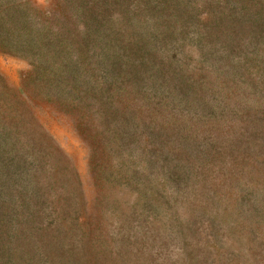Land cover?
<instances>
[{
  "label": "rangeland",
  "instance_id": "rangeland-1",
  "mask_svg": "<svg viewBox=\"0 0 264 264\" xmlns=\"http://www.w3.org/2000/svg\"><path fill=\"white\" fill-rule=\"evenodd\" d=\"M248 2L194 0L152 49L126 45L125 71L80 75L20 44L10 11L62 30L76 10L0 0V239L49 233L43 264H264V29L241 24ZM232 6L242 30L214 29Z\"/></svg>",
  "mask_w": 264,
  "mask_h": 264
},
{
  "label": "trees",
  "instance_id": "trees-1",
  "mask_svg": "<svg viewBox=\"0 0 264 264\" xmlns=\"http://www.w3.org/2000/svg\"><path fill=\"white\" fill-rule=\"evenodd\" d=\"M228 1L243 6L245 5L242 2H246V0ZM248 1L249 9L243 11L251 13V21L247 19L241 24L249 25L253 22L255 27L264 29V0ZM194 5V0H65L66 8L76 10L81 15L82 21H80V26L73 25L62 30L56 24L53 27L43 26L42 23L40 25L37 23V26L33 25L29 18L30 13L23 10L20 12L9 10L12 11L13 16H16L14 18L22 28L17 33V41L21 42L20 44L30 51L29 46H31L43 57L59 58L57 61L62 67L63 64L74 65L76 72L80 74L82 73L79 72L80 68L89 71L91 64L97 68L99 63H102L101 60L112 64L113 71L117 69L125 71V68H128L127 65H130V61L125 59L126 45L135 46L137 50L143 47L147 51L152 49L156 33L179 26L182 23L180 20L190 9H194ZM230 5L232 4H228ZM229 9L233 10L229 11ZM227 11L229 12L224 13L223 10H216L212 15V27L221 30L227 26L231 29L237 28L235 31H241L242 26L236 25L238 14L235 8L228 7ZM108 49L110 52L107 51ZM138 65L145 64L137 63ZM57 68L54 69V77L58 76ZM74 69L73 74L76 75ZM93 81L95 80L88 82L87 89L95 88ZM104 84L110 89L109 79ZM8 140V146L2 143L4 150L1 151L14 154L19 150V140L17 137ZM8 216L6 211L1 215L3 222L0 226L3 227L7 223ZM18 232L19 239L14 244L10 245L0 239V264H18L14 262L15 260L21 264H43L41 256H46L45 253L39 252V255H36L34 252L37 250L34 247L47 246L50 241L47 240L50 237L49 233L46 232L40 238H35V229L31 224H21ZM23 245H25V250L28 245L30 247L25 251ZM32 252L34 255L30 256ZM27 255H29L28 259Z\"/></svg>",
  "mask_w": 264,
  "mask_h": 264
}]
</instances>
